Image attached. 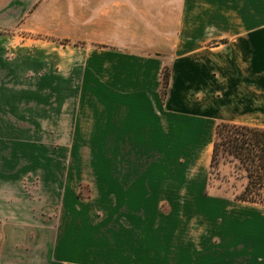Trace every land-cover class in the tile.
<instances>
[{"label": "crops", "instance_id": "1", "mask_svg": "<svg viewBox=\"0 0 264 264\" xmlns=\"http://www.w3.org/2000/svg\"><path fill=\"white\" fill-rule=\"evenodd\" d=\"M67 14L69 33L45 39L46 15ZM221 121L264 129V0H0V264H78L77 235L46 229L23 188L40 173L45 191L61 171L48 158L90 143L105 220L119 221L117 206L173 200L175 143L207 142L211 155ZM123 157L156 160L109 164ZM55 188L65 206L77 196ZM222 233L229 264H264L263 213L241 208Z\"/></svg>", "mask_w": 264, "mask_h": 264}, {"label": "rangeland", "instance_id": "2", "mask_svg": "<svg viewBox=\"0 0 264 264\" xmlns=\"http://www.w3.org/2000/svg\"><path fill=\"white\" fill-rule=\"evenodd\" d=\"M66 16L59 21L46 15L49 31L45 39L54 38L57 31L63 35L69 33V15ZM47 98L51 100L52 94ZM220 123L223 122L217 125ZM83 128L86 133L89 126ZM46 130L47 135L53 133V127L47 126ZM48 138L46 144L49 147L69 145V142L54 143ZM89 144L78 143L77 157L67 155L61 160L47 159V169L52 170L53 165L60 164L61 171L55 167L58 174H45V191L40 173L22 181L31 211L42 216L46 229L56 233L65 224L71 234L77 235L78 264L89 260L94 264H229L228 255L222 253L225 248L220 246L225 239L220 237L222 231L229 228L232 213L251 208L264 214V207L235 199L245 180L242 175H236L232 167L220 165L216 174H209L210 146L199 141L185 142L182 148L180 144L174 145L173 172L167 177V181L174 184L173 200L167 203L162 198L158 204L149 202L138 211L131 206H117L115 215L123 214L119 221H106L109 207L103 202L98 183L102 175L92 171V166H101L98 160L102 158L90 156ZM155 160L153 157H123L109 159V164L115 167L146 166ZM57 181L77 195L66 206L53 197ZM71 209L74 212H70ZM138 218H141L140 222ZM165 219L168 222H163ZM73 241L72 245L75 244ZM68 249L63 246V256H69L66 254ZM92 251L94 257L90 254Z\"/></svg>", "mask_w": 264, "mask_h": 264}, {"label": "trees", "instance_id": "3", "mask_svg": "<svg viewBox=\"0 0 264 264\" xmlns=\"http://www.w3.org/2000/svg\"><path fill=\"white\" fill-rule=\"evenodd\" d=\"M167 72H163L162 96L166 94ZM220 165H229L245 183L236 200L264 206V129L246 125L220 123L212 141L209 174Z\"/></svg>", "mask_w": 264, "mask_h": 264}]
</instances>
